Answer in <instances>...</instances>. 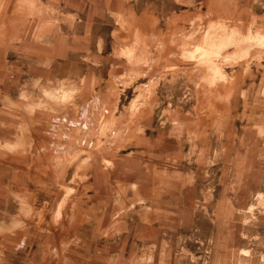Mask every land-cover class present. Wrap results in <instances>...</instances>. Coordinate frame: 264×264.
<instances>
[{
  "label": "rangeland",
  "instance_id": "1",
  "mask_svg": "<svg viewBox=\"0 0 264 264\" xmlns=\"http://www.w3.org/2000/svg\"><path fill=\"white\" fill-rule=\"evenodd\" d=\"M0 264H264V0H0Z\"/></svg>",
  "mask_w": 264,
  "mask_h": 264
}]
</instances>
